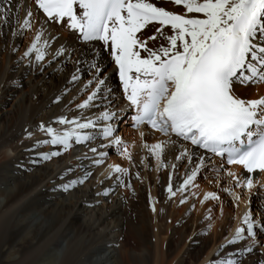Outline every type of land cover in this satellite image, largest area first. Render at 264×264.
Returning <instances> with one entry per match:
<instances>
[{
    "label": "bare ground",
    "instance_id": "bare-ground-1",
    "mask_svg": "<svg viewBox=\"0 0 264 264\" xmlns=\"http://www.w3.org/2000/svg\"><path fill=\"white\" fill-rule=\"evenodd\" d=\"M150 2L156 6L159 3L157 0ZM17 4L19 8L16 7ZM167 5L169 11L185 13L181 11L180 5H175L171 0ZM3 6L12 12V18L4 28L13 25L17 16L22 22L28 8L31 7L32 27L21 29L16 23L15 32L18 34H13L15 41H18L20 36L24 37L26 50L32 43L38 27L45 29L43 31L46 33L45 39L49 40L44 61L36 62L34 53H30L28 57L23 55L20 60L8 58L6 70L0 75V177L1 174L5 176L4 180H0V217L6 212L11 213L12 227L15 229L11 238V251L4 264H65L78 251H80L78 258L73 264H127L129 260L134 263L135 259L143 258V254L134 250L129 252L126 247L129 244L127 231L130 237L136 239L134 243L142 245L147 240L142 233L145 232L143 228L146 224V228L149 227L151 231L149 233L152 239L150 254L152 264L162 263L164 259L168 260L167 264H185L187 261L188 264H210L216 255L217 239L221 238L225 231L227 235L222 240L226 241L232 237L236 227L243 226L244 213L250 210L248 200L246 202L243 196H239L238 188L233 189L235 180L227 173L229 171L235 173L241 182L247 179L249 173L245 170L242 175L241 170L244 169L242 166L227 165L223 160L212 157L204 149L193 146L190 141H185L174 134L166 137L146 125L134 127L132 117L136 114L135 109L130 107V111L124 110L129 101L123 99L122 92L115 87L114 66L108 65V57L100 49L99 42L86 43L80 36L75 38L73 34L76 31L70 30L66 25L65 28L54 22L47 23L33 7L31 0H11L10 4ZM150 26L151 24L143 30L142 35L145 33L143 37L148 38L156 33L147 32ZM171 34L170 28L164 29V36ZM43 40L44 36L41 43ZM167 43L168 41L160 36L155 40H148L150 46ZM61 47L65 51L60 56H55V52ZM73 53L75 57L73 65L65 73L56 81L49 79V76L47 78L49 68L58 65ZM92 61L100 62L101 68L104 69L102 78L106 84L102 86L91 106L79 109L77 105L95 90V83L85 87L93 78L94 70L86 80H81L82 73L87 70V66L90 67ZM15 67L18 74L11 82L5 73L7 75L8 69ZM73 74H77L80 79L73 82L71 79ZM115 74L117 75V71ZM22 84L30 87L31 98H27L28 91L19 87ZM72 85L73 91L59 103L57 97L61 98ZM234 92L243 99H256L264 96V83L248 85L236 83ZM102 96L106 99H102ZM6 99L11 101L8 108L4 109ZM98 103L100 106H97ZM106 110L115 112L121 118V129L117 132L115 130L111 139L120 137L122 143L119 145H125L130 158L122 153L101 158L99 153L107 151L110 140L103 135L102 140L93 135V139L81 144L75 143L74 140L70 141L72 147L67 151H64L63 147L58 150L56 145L51 144L36 145L38 140L49 139L46 132L39 130L41 123L63 131L71 126L58 124L56 118L64 116L69 120L81 118L80 122L93 119L95 126L103 128L108 121L96 120V117ZM141 131L144 133L143 137L140 135ZM29 132L32 133L31 137L28 136ZM169 139L175 143L165 148L162 156L163 165L158 166L155 156L150 155L144 145ZM92 148H96L97 152H91ZM185 149H188L190 154L195 153L191 162L187 157L176 160ZM51 151H59L61 154L49 160L41 158L40 153ZM200 157L205 158L201 171L204 166L212 168V171L207 169L205 173L211 174L213 180L209 177H205V180L213 181L215 188L197 186L194 182L195 186L189 185L184 192H177L176 196L170 197L167 191L169 175L172 174L175 191L186 178L185 173L190 172L200 162ZM95 159H102L103 162L97 165L94 163ZM173 164L176 165L175 168L172 167ZM109 165H119L129 171L126 175L112 172ZM86 173L90 175L84 179ZM164 178L167 180L166 187L163 183ZM81 179L84 180L82 184L76 183L67 190L64 188V185L71 181ZM253 180L254 183L264 185V173L257 172L253 175ZM161 185L164 186V190ZM226 188H230V191H225ZM224 192L231 194V199L239 196L237 201L231 203L235 213L230 223L226 216H221L220 220H210L208 206L211 202L204 198L206 193H214L220 201ZM181 199H185V203L181 204ZM146 200L149 208H142L139 211L140 204ZM131 210H135L137 214L134 215L133 212V215H129ZM186 215L193 216L191 224L184 221ZM181 216L184 217L183 224L173 227V223ZM138 221L141 224H138ZM200 223L206 224L212 231V244L209 245L208 251L204 244L196 243L198 236L194 232ZM3 230L0 226V255L3 253L2 246L5 245ZM258 232L257 230V234ZM175 235L176 246L172 247L171 239ZM18 243L28 245L30 252L27 258L23 259L20 255ZM13 246H16V249ZM93 248L99 249L91 252ZM118 256H121L120 260ZM252 261L255 262L254 259Z\"/></svg>",
    "mask_w": 264,
    "mask_h": 264
},
{
    "label": "snow or ice",
    "instance_id": "snow-or-ice-1",
    "mask_svg": "<svg viewBox=\"0 0 264 264\" xmlns=\"http://www.w3.org/2000/svg\"><path fill=\"white\" fill-rule=\"evenodd\" d=\"M171 2L182 5L185 13L168 11L150 0H35L36 6L49 20L62 23L66 18L67 27L77 31L82 41L102 42L105 50L110 48L124 96L129 106L135 109L136 114L132 117L134 127L148 125L166 137L174 134L218 157L226 156L228 164L240 165L249 173L243 182L231 171L227 175L235 180L237 187H247L251 195L254 187L264 186L253 180L254 173H264V96L240 98L234 92V85L264 83V0ZM10 3L11 0H0V24H8L12 18L11 9L3 6ZM16 7L19 8V4ZM192 13L201 15H188ZM32 17L29 7L23 21L20 22L17 16L16 23L21 29L31 28ZM152 23H158L160 27L151 37L141 40L143 30ZM165 28H170L172 34L164 36ZM13 34L18 33L14 31ZM42 36L43 29L36 33L24 52L25 57L34 53L36 62L44 61L49 40L44 39L41 43ZM158 36L166 39L168 46L149 48L148 40H155ZM64 51L63 47L59 48L55 56ZM141 52L147 55L142 56ZM90 68L94 70V75L85 87L95 83V90L77 105L79 109L91 106L106 84L100 62L92 61ZM71 79L74 82L80 77L73 74ZM59 99L57 97V101ZM116 116L115 112L106 110L96 120L112 121ZM80 120H69L64 116L56 118L58 124L71 126L63 131L41 123L39 130L46 132L49 139L38 140L36 145H61L67 151L72 147L70 141L81 144L93 139L91 132L82 130L93 129L95 121ZM115 130L113 124L108 123L99 135L111 138ZM31 135L29 132L28 136ZM140 135L144 136L143 131ZM111 143L119 145L122 140L115 137ZM171 143L175 141H158L144 147L155 156L158 166H162L163 153ZM90 151L96 153L97 149ZM60 154L59 151H51L40 153V156L49 160ZM123 155L130 158L127 149ZM194 155L185 149L176 160L187 157L191 162ZM99 156L105 158L107 153L100 152ZM204 159L200 157V162L185 173L186 178L175 191L172 174L169 175L167 191L170 197L184 192L189 185L195 186L194 181ZM102 162V159L94 160L97 165ZM109 168L112 172L125 175L129 171L119 165H109ZM88 175L90 173H86L84 179ZM83 182V179L73 180L64 188L67 190ZM225 191H230V188ZM204 198L218 199L214 193H206ZM180 203H185V199H181ZM242 225L236 227L226 243L243 240L246 233L252 239L244 251L251 252L258 243L257 230L264 232V221L254 219L252 213L246 211ZM210 264L238 262L224 258Z\"/></svg>",
    "mask_w": 264,
    "mask_h": 264
},
{
    "label": "rangeland",
    "instance_id": "rangeland-1",
    "mask_svg": "<svg viewBox=\"0 0 264 264\" xmlns=\"http://www.w3.org/2000/svg\"><path fill=\"white\" fill-rule=\"evenodd\" d=\"M168 1L169 0H157V2H159L158 3V7H163V8L167 7L166 10L169 11L168 5H167ZM180 6H181V11H185L184 7L182 5H180ZM65 22L63 21L62 23H57V22H54V23H56L58 26L63 25L66 28L67 21H65ZM4 25L5 24H0V75H3L4 71L6 70L8 58L20 60L21 56H23L24 52L26 51V46H25V43H24V37L20 36V38H18V41L13 40V32L17 29L16 22H14L13 25L8 26L7 28H4ZM159 27H160V25L158 23L151 24V26L148 28L147 32L153 33ZM41 29H43V31L45 30L42 27H38L36 29V31L38 32ZM29 32H31V30ZM76 33H77V31H76ZM76 33L73 34V36L75 38L79 37V36H76ZM144 34L140 35V39L141 40H144V38H146V37H143ZM43 36H44V39H45L46 33H44ZM147 46L149 48H152V49H157V48H159L161 46L167 47L168 43L167 44H162V45L161 44H158V45H154L153 44L151 46L147 44ZM100 49L103 51L101 46H100ZM103 53L106 56L108 55L107 52H105V51H103ZM141 55L142 56H146L147 53L141 52ZM74 58L75 57H74V53H73V54H71V56L66 57L58 65L56 64L53 67L49 68L47 70V78L49 76V79H52V80L56 81L59 78V76H61L63 73H65L66 70L69 69V67L71 65H73ZM108 62H109L108 65H111V66L113 65L114 66V61H112V59L108 58ZM92 70L93 69H91L89 66H87V70H85V72L82 73L81 80L82 81L86 80L91 75L90 72H92ZM113 73L112 74H113V76L115 75V79H116V74H115L114 68H113ZM17 74H18L17 73V68L15 67L14 69L13 68L8 69L7 75L5 73V76L7 77V79L9 78V81L13 82V80L16 79ZM9 75H12V76H9ZM13 75H14V77H13ZM117 81H118V78H117ZM117 81H116V85H115L116 88H118L117 87ZM19 87H21L22 90L29 92V94L27 95V98H31L32 97L30 87H28L26 84L19 85ZM73 89H74V85H72V87L68 91L64 92V94H62V97L59 99V103H62V101L65 99V97L68 95V93L72 92ZM105 96H107V95H105ZM105 96L104 97L102 96V99H106ZM11 99H6V103H5L4 109L8 108ZM97 106H100V104L98 103ZM120 119L121 118H119L118 114H117V116H116V118L114 120L108 121V123L113 124L114 128L116 129V132L121 129V127H120L121 126ZM102 129L103 128H101L99 126H95L93 129H87V130H82V131L91 132L92 135L96 136L98 140H102L104 138L101 137V135H99V133L102 132ZM45 134L47 135V133H45ZM39 137H42V135H39ZM110 140H112V139L110 138ZM110 140L108 141V146H107V151H106L107 156H109V155L118 156L121 153L123 155V152L126 149L125 145H122V146H120L121 144L120 145H113V143H111ZM56 146H57L58 150L62 148L61 145H56ZM115 148H117V150H115ZM207 169L212 171L211 167H209V166L205 167L204 166L203 171L200 170V172L198 173V175H197V177H196L194 182L196 183L197 186H201L202 185V187H205V188H208V189H214L215 185H214L213 181L205 180L206 179L205 177L211 178V176H212L211 174H206L205 173ZM4 178H5V176L3 174H1L0 180L2 181V180H4ZM211 179L213 180V178H211ZM163 183H164V186L167 183V180H165V178L163 180ZM204 185H206V186H204ZM261 185H263V184H261ZM164 186L161 185L163 190H164ZM232 187H233V189L238 188L239 189L238 190L239 191L238 192L239 196H241V197L243 196L245 198L246 202L248 200V205H249V209H250L249 211L253 212L252 213L253 217L254 218L256 217V219L259 220V221H264V186L263 187H260V186L254 187V189L251 190V193H252L251 195H250V190L248 188L244 187V186L237 187L236 183H235L234 185H232ZM165 191H166V188H165ZM161 192H163V191H161ZM232 199H231V194H229L228 192H224L223 196H221V198H220V201H218L219 197H218V199H211L210 198L209 200H211V201L208 200V202H211L209 204V206H208V212H209L210 220H213V219L214 220H220L221 216L222 217L226 216L227 219H228V222L232 221V218L234 217L235 211L232 208V206H231L232 204L231 203H233L234 200L237 201L235 198H232ZM129 200H131V199H129ZM255 203H257V204H255ZM139 208H140L139 211L142 208L143 209L149 208L148 201L146 200L144 203L140 204ZM133 212H134V215L137 214V212L135 210L134 211L131 210L129 215H133ZM141 212H143V210ZM11 217H13V215L11 213H7V212L4 213L3 215H1V217H0V220H3V222L0 221V226H1V228L4 229L3 230V232H4L3 233V239H4L3 241L5 242V245L2 246L3 253L0 255V264H4L7 261V257L10 254L11 247H12L11 238L13 236L12 234H13V231L15 229H14V227H12L13 223L11 222L12 221ZM192 217H193L192 215H186V218L184 220V217L181 216L178 220H176L173 223V227L174 226L177 227V225H179L181 223L183 224V220L187 221L188 224H191ZM139 220H140V218H139ZM144 223H145V221H144ZM138 224H141V222L138 221ZM202 224L203 223H200V225H198V228L195 230L194 234H196V236H198V238L196 240V243L201 244V245L204 244V248H206V251H208L209 245L212 244V241H211L212 240V231L207 227L206 224H203V225ZM146 225H144L145 228H143V230H145V232H142L143 235L146 236V239H147L145 241L146 243H144L146 245H144V244L138 245L137 243H134L135 242L134 240H136V239L135 238L133 239L132 236L130 237L129 232L127 231V235H129L128 236L129 244L126 245V247L129 250V252L134 250L137 253L138 252H142V254H143V258L135 259L134 263H132V261L129 260L130 262L127 261V264H131V263L132 264H135V263L136 264H138V263L139 264H145V263L146 264H152V259L150 257V254H152V249H151V240L152 239H151V236H150V233H149L151 231H150L149 227L146 228ZM125 232L126 231H124V233ZM226 235H227V231L224 232V234H223V236L221 238L217 239V242H216L217 245L215 247L216 255L213 257V259L210 262L216 261V260H220V259H224V258L235 259L238 262V264H252V262H253L252 259L255 260V262H253L254 264H260L261 261H264V258H263L264 257L263 256V253H264V232H260V231L258 232L257 237H256V239L258 240V243L253 246V250L251 252L244 251L245 247L250 244L251 239H252L251 237H247L246 233L244 234L245 235V239L237 241L234 244H228V243H226L225 240H222V238L225 237ZM176 238H177V235H175L174 238L171 239L172 242H173L172 243V247L176 246ZM221 245H223V247H221ZM17 246L19 247L20 255L22 256V258L23 259L27 258L28 255H29V252H30L28 245H24L22 243H18ZM117 247L118 246H116V248ZM148 247H150V248H148ZM139 248L141 250L143 248L144 251L143 250L141 251ZM14 249H16V246L14 247ZM98 249L99 248H97V249L93 248L91 252H96V251H98ZM79 252L80 251L76 252L71 257V259L68 260L65 264H71V263L73 264V263H75L77 258H78ZM117 255H119V254H117ZM172 255L173 254H171L170 257H172ZM120 257L121 256H118L119 260H120ZM123 260L125 261L126 259L124 258ZM142 260H144V261H142ZM167 263H168V260L164 259L162 261V263L160 262L159 264H167ZM185 264H188V261Z\"/></svg>",
    "mask_w": 264,
    "mask_h": 264
}]
</instances>
